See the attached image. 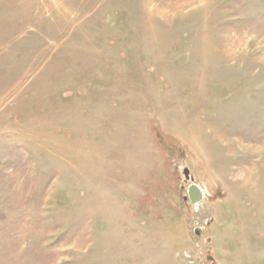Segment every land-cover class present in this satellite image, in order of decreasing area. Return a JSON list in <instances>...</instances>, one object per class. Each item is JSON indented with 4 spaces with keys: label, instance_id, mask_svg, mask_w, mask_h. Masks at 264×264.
<instances>
[{
    "label": "rangeland",
    "instance_id": "1",
    "mask_svg": "<svg viewBox=\"0 0 264 264\" xmlns=\"http://www.w3.org/2000/svg\"><path fill=\"white\" fill-rule=\"evenodd\" d=\"M0 264H264V0H0Z\"/></svg>",
    "mask_w": 264,
    "mask_h": 264
},
{
    "label": "water",
    "instance_id": "2",
    "mask_svg": "<svg viewBox=\"0 0 264 264\" xmlns=\"http://www.w3.org/2000/svg\"><path fill=\"white\" fill-rule=\"evenodd\" d=\"M184 174H185L186 179H188L189 176H188V169L187 168L184 169ZM187 193H188V197H189L191 203L198 202L203 196V192L201 191L200 187H198L194 183H192L188 186Z\"/></svg>",
    "mask_w": 264,
    "mask_h": 264
}]
</instances>
